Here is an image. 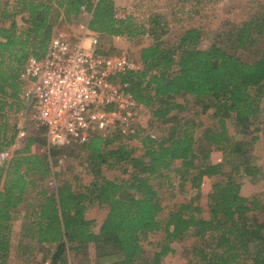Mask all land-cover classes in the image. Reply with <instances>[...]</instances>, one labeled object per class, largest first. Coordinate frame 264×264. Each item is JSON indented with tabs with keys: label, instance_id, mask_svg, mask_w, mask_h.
Wrapping results in <instances>:
<instances>
[{
	"label": "trees",
	"instance_id": "trees-1",
	"mask_svg": "<svg viewBox=\"0 0 264 264\" xmlns=\"http://www.w3.org/2000/svg\"><path fill=\"white\" fill-rule=\"evenodd\" d=\"M248 3L243 18L222 20L204 47L202 25L168 38L169 24L182 20L158 0H0V151L13 153L0 165V264H11L19 211L22 235L44 244L48 264L78 255L77 264H162L174 243L187 264H264V157L254 151L264 144V2ZM62 24L137 48L139 67L122 80L147 124L136 121L129 134L93 133L49 153L43 129L16 138L20 116L30 112L23 67L47 53ZM233 49L249 51L252 61ZM181 94L192 100L193 117L176 100ZM63 153L85 155L79 162L89 182L75 186L63 176ZM212 177L203 213L202 185ZM177 192L183 200H174ZM94 205L105 209L98 225L87 218ZM19 249L33 258L32 248L18 242Z\"/></svg>",
	"mask_w": 264,
	"mask_h": 264
},
{
	"label": "built area",
	"instance_id": "built-area-1",
	"mask_svg": "<svg viewBox=\"0 0 264 264\" xmlns=\"http://www.w3.org/2000/svg\"><path fill=\"white\" fill-rule=\"evenodd\" d=\"M103 51L100 39L82 27L73 38L54 35L44 56L27 59L23 97L33 124L43 129L47 153L84 143L94 132H134L141 107L122 76L139 65L125 51ZM16 133L18 140L26 136L19 122ZM12 154L2 149L0 165ZM48 182L55 188L54 180Z\"/></svg>",
	"mask_w": 264,
	"mask_h": 264
},
{
	"label": "rangeland",
	"instance_id": "rangeland-1",
	"mask_svg": "<svg viewBox=\"0 0 264 264\" xmlns=\"http://www.w3.org/2000/svg\"><path fill=\"white\" fill-rule=\"evenodd\" d=\"M158 1L160 3H167L166 9H172V12H175L170 16L171 19L182 20L179 23L169 24V33H168L169 39L174 41L173 40L174 36L181 34L183 28L187 26L202 25V29H203L202 45L204 47L208 46L211 43L212 40L211 36H213L216 29L219 28L222 20L225 19L224 22L225 26H228L230 24H235L241 18H243L244 14L247 13L246 11L249 6L248 2L250 1L264 2V0H202L201 4L196 5L195 0H186V1L158 0ZM169 6L171 7L169 8ZM192 9L196 10L197 13L196 12H195L196 14L193 13ZM167 12H169V10H167ZM82 27L83 26H81L80 28L79 26V28H76L72 25L62 24L58 28L57 34L61 33L66 37L73 38L77 33H79L82 30ZM100 42L103 50L112 48V51L113 50L125 51L136 62L137 52H138L137 48L135 46H132L129 42L118 37L101 39ZM232 51L236 52L243 60L252 61V54L249 51L234 50V49ZM176 100L185 105L186 114L188 116L190 117L194 116L193 115L194 108L192 106V100H190L188 96L181 94L176 96ZM139 116H140L139 122L144 125L147 124V121L149 120V115L147 114V111L146 112L141 111ZM206 118L207 117L205 115H198L196 116L195 119H203L207 121ZM19 123L22 127H24L26 134L30 131L32 132L34 129H37L31 120V115L29 111L28 113H24L20 116ZM233 130H234L233 127H231L230 132L233 133ZM159 131L163 132V129ZM99 132H94V133H99ZM254 151H255V155H257L259 158L264 157V144L262 143L261 140L255 143ZM212 154L213 155L211 156V159L213 162L220 160L221 154L219 151H214L212 152ZM58 158H60L61 161H59ZM58 158H57V165L60 171L63 173V176L66 179L73 182V185L80 186L89 182L90 175L88 174L87 170H84L82 167H80L81 162H79V160L84 161L85 155L81 157H76L72 153L71 154L63 153V155L59 156ZM169 175L172 177V179H174L176 174L174 170H172L169 171ZM107 176H111V173L107 172ZM75 177L76 179H74ZM216 179H217L216 177L204 179L202 185V191H201V198L199 201L204 209L203 213H205L206 210V194L209 191L211 184L215 182ZM44 185L48 190L52 189V185H50L48 181ZM242 193L245 195L250 194L249 187L247 186L243 187ZM183 199H184V193L177 192L174 200L181 201ZM22 212L19 211V213L16 214L15 223L13 224L12 247L14 248V250L10 259L11 264H48V256H45V252L42 250L44 244L38 245L31 235H22L21 227L26 223L24 218L22 217ZM104 215H105V209L100 208L97 205H94L89 209L87 213V218L94 219L96 224L98 225V223L102 221ZM151 238L152 239L160 238V233H158L155 236H151ZM18 242H20L22 246L27 247V249L29 248L33 249V253L31 255L33 256V258L27 256L25 252L23 253V250L21 249L17 250ZM172 247L174 251L168 254L163 259L162 264H187L188 259L186 256L182 254L181 246L177 243H174L172 244ZM70 258H71V264H77V262L80 260L81 257L78 255L76 257L72 256Z\"/></svg>",
	"mask_w": 264,
	"mask_h": 264
},
{
	"label": "crops",
	"instance_id": "crops-1",
	"mask_svg": "<svg viewBox=\"0 0 264 264\" xmlns=\"http://www.w3.org/2000/svg\"><path fill=\"white\" fill-rule=\"evenodd\" d=\"M213 154L211 153V156H212ZM219 161V160H218ZM217 162V161H216ZM16 218V217H15ZM15 223V220H13V224Z\"/></svg>",
	"mask_w": 264,
	"mask_h": 264
}]
</instances>
